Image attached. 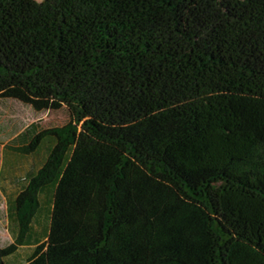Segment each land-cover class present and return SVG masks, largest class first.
I'll use <instances>...</instances> for the list:
<instances>
[{"label":"trees","instance_id":"trees-1","mask_svg":"<svg viewBox=\"0 0 264 264\" xmlns=\"http://www.w3.org/2000/svg\"><path fill=\"white\" fill-rule=\"evenodd\" d=\"M0 99L70 116L3 146L0 264H264V0H0Z\"/></svg>","mask_w":264,"mask_h":264},{"label":"rangeland","instance_id":"rangeland-1","mask_svg":"<svg viewBox=\"0 0 264 264\" xmlns=\"http://www.w3.org/2000/svg\"><path fill=\"white\" fill-rule=\"evenodd\" d=\"M41 2L43 0H35ZM0 99V148L5 143L10 146H21L39 131L48 128L64 126L69 121V112L66 108L58 111L36 112L32 107L17 102ZM3 208V207H2ZM5 214V211L4 213ZM11 243V238L6 229V219L2 217L0 223V248ZM23 256L7 261L22 262Z\"/></svg>","mask_w":264,"mask_h":264},{"label":"crops","instance_id":"crops-1","mask_svg":"<svg viewBox=\"0 0 264 264\" xmlns=\"http://www.w3.org/2000/svg\"><path fill=\"white\" fill-rule=\"evenodd\" d=\"M6 101H3V102H8V101H13V102H17L19 104H22L18 101H15V100H8V99H5ZM25 105V104H23ZM29 106V105H27ZM30 141V140H29ZM5 145H8L7 143H5ZM1 166H2V148H0V170H1ZM3 207V208H2ZM5 211V214H3ZM2 217H5L6 219V227H7V218H6V200H5V197H4V194L3 192L1 191L0 189V223H1V219ZM9 245V244H8Z\"/></svg>","mask_w":264,"mask_h":264}]
</instances>
